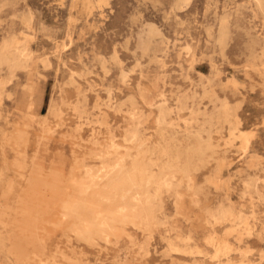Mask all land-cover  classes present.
Segmentation results:
<instances>
[{
	"label": "rangeland",
	"instance_id": "374dc122",
	"mask_svg": "<svg viewBox=\"0 0 264 264\" xmlns=\"http://www.w3.org/2000/svg\"><path fill=\"white\" fill-rule=\"evenodd\" d=\"M0 264H264V0H0Z\"/></svg>",
	"mask_w": 264,
	"mask_h": 264
},
{
	"label": "bare ground",
	"instance_id": "6f19581e",
	"mask_svg": "<svg viewBox=\"0 0 264 264\" xmlns=\"http://www.w3.org/2000/svg\"><path fill=\"white\" fill-rule=\"evenodd\" d=\"M224 22V21H223ZM225 23V22H224ZM29 28V27H28ZM219 28V27H218ZM222 37V36H221ZM223 38V37H222ZM13 39V38H12ZM224 39V38H223ZM222 39V40H223ZM220 42V41H219ZM222 42V41H221ZM11 49V48H10ZM186 50H188V49H186ZM30 51V50H29ZM186 53V52H185ZM45 60V59H44ZM26 71V70H25ZM141 76V75H140ZM72 78V77H71ZM145 88V87H144ZM85 94V93H84ZM97 96V95H96ZM48 112V111H47ZM130 115V114H129ZM10 119V118H9ZM157 120V119H156ZM3 122V121H2ZM158 125V124H157ZM190 132V131H189ZM188 132V133H189ZM135 136V135H134ZM230 136V135H229ZM240 136V135H239ZM235 137V136H234ZM136 138V136L133 138V139H135ZM133 141V140H132ZM129 142H131V141H129ZM248 142V141H247ZM232 145V144H231ZM229 146V145H228ZM242 147V146H241ZM241 147H240V149H241ZM137 149V148H136ZM199 149V148H198ZM242 149H244V148H242ZM239 150V149H238ZM241 151V150H240ZM180 156V155H179ZM197 158V157H196ZM196 160V159H195ZM135 162V161H134ZM133 162V163H134ZM171 164V163H170ZM117 165V164H116ZM208 165V164H207ZM185 166V165H184ZM132 167V166H131ZM116 168V167H115ZM125 168V167H124ZM134 168V167H133ZM135 169V168H134ZM134 169H132V170H134ZM112 170V169H111ZM120 170H122V168L120 169ZM141 170V169H140ZM109 171H110V169H109ZM168 171V170H167ZM111 172H113V171H111ZM127 172V171H126ZM132 172V171H131ZM134 172V171H133ZM141 172V171H140ZM119 173V172H118ZM117 173V174H118ZM164 174V173H163ZM134 175V174H133ZM139 175V174H138ZM115 176V175H114ZM119 176V175H118ZM187 176V175H186ZM120 177H121V175H120ZM122 177H123V175H122ZM121 177V178H122ZM124 178V177H123ZM125 178H126V176H125ZM120 180V179H119ZM122 181V180H121ZM127 182V181H126ZM148 183V182H147ZM161 184V183H160ZM72 187H75V188H77V182H73L72 183ZM90 187V186H89ZM95 187V186H94ZM133 187H135L134 185H133ZM96 188V187H95ZM93 189V188H92ZM137 190V189H136ZM93 192V191H92ZM69 193V192H68ZM98 193V192H97ZM132 193V192H131ZM130 193V194H131ZM72 194H74V193H72ZM129 195V194H128ZM134 195V194H133ZM137 194H135V196H136ZM73 196V195H72ZM127 196V195H126ZM74 197V196H73ZM133 197V196H132ZM18 198V197H17ZM75 198V197H74ZM77 198V197H76ZM127 198V197H126ZM130 198V197H129ZM80 199V198H79ZM120 199V198H119ZM73 200V199H72ZM128 200V199H127ZM130 200V199H129ZM74 201V200H73ZM123 201H125V200H123ZM122 201V202H123ZM182 201V200H181ZM99 202H101V201H99ZM160 202V201H159ZM69 203V202H68ZM110 203V202H109ZM115 203H118V202H115ZM131 203V202H130ZM105 204V203H104ZM107 204H108V202H107ZM114 204V203H113ZM120 204V203H119ZM125 204V206L127 207V205H126V203H124ZM135 204V203H134ZM67 205V204H66ZM70 205V204H69ZM99 205V204H98ZM116 205V204H115ZM114 205V206H115ZM94 206H95V204H94ZM100 206H101V204H100ZM110 206V205H109ZM118 206V205H117ZM120 206V205H119ZM125 206H124V208H125ZM104 207H105V205H104ZM112 207V206H111ZM116 207V206H115ZM121 207V206H120ZM134 207H135V205H134ZM138 207V206H137ZM93 208V207H92ZM100 208V207H99ZM121 208H123V207H121ZM97 209V208H96ZM128 209V208H127ZM133 209H135V208H133ZM93 210H95V209H93ZM108 211V210H107ZM114 211H115V209H113V213H114ZM118 211V210H117ZM136 210H134L133 212H135ZM140 211V210H139ZM109 212V211H108ZM99 213V212H98ZM122 213H124V212H122ZM122 213L120 212V214L122 215ZM130 213V212H129ZM118 214V213H117ZM119 214V215H120ZM94 215V214H93ZM100 216V215H99ZM124 216V215H123ZM101 217V216H100ZM134 218V217H133ZM104 219V218H103ZM106 219V218H105ZM104 219V220H105ZM97 220V219H96ZM99 220V219H98ZM100 221H101V219H100ZM89 223V222H88ZM113 223V222H112ZM103 224V223H102ZM106 224V223H105ZM87 226V225H86ZM100 227H101V225H100ZM105 227V226H104ZM85 229H86V227H84ZM106 228V227H105ZM78 233H80L79 231H78ZM77 235V234H76ZM80 257V256H79ZM77 262V261H76Z\"/></svg>",
	"mask_w": 264,
	"mask_h": 264
}]
</instances>
